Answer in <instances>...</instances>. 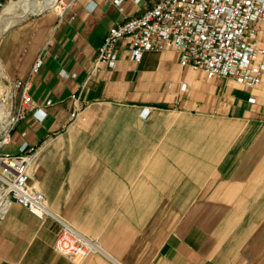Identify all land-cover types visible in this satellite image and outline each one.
I'll return each mask as SVG.
<instances>
[{
	"label": "crops",
	"instance_id": "obj_1",
	"mask_svg": "<svg viewBox=\"0 0 264 264\" xmlns=\"http://www.w3.org/2000/svg\"><path fill=\"white\" fill-rule=\"evenodd\" d=\"M155 1L74 0L42 44L19 61L5 55L15 78L44 57L33 108L5 149L35 146L29 183L49 213L11 203L0 264H264V73L254 86L209 78L182 65L176 49L135 60L121 40L116 65L101 63L89 76L109 27ZM256 28L264 42V20ZM57 218L99 251L81 263L59 253Z\"/></svg>",
	"mask_w": 264,
	"mask_h": 264
},
{
	"label": "built area",
	"instance_id": "obj_2",
	"mask_svg": "<svg viewBox=\"0 0 264 264\" xmlns=\"http://www.w3.org/2000/svg\"><path fill=\"white\" fill-rule=\"evenodd\" d=\"M13 0H0V13ZM74 0L62 7L59 20ZM121 3V0H116ZM75 13L71 14V18ZM264 20V0H157L152 7L139 15L130 16L111 25L99 47L91 69V76L101 63L115 66L118 60L117 45L127 40L130 57L141 60L145 51L173 48L180 52L182 65L203 69L209 78L229 76L240 83L254 86L264 73V42L257 34L256 24ZM44 63L38 53L28 75L11 80L13 91L2 100L10 103L7 125L0 130V226L13 201H18L40 218L49 210L44 193L29 183L31 163L36 150L24 140L18 152L5 149L11 141L12 131L33 108L31 93L33 74ZM73 118L80 116L81 101L73 93ZM48 99L47 103H51ZM41 120L46 111L34 107ZM143 116L150 113L145 107ZM26 132L24 131L23 134ZM60 222L55 249L76 263L83 262L100 249L99 244L67 221Z\"/></svg>",
	"mask_w": 264,
	"mask_h": 264
},
{
	"label": "rangeland",
	"instance_id": "obj_3",
	"mask_svg": "<svg viewBox=\"0 0 264 264\" xmlns=\"http://www.w3.org/2000/svg\"><path fill=\"white\" fill-rule=\"evenodd\" d=\"M17 1V0H16ZM72 0H59V6L56 8H48L40 13H27L22 17H18L17 14L12 15V18L17 19V21L5 30V24L2 23L4 17V12L0 13V101L6 104L7 101L2 100L6 97L7 92L13 91L11 85V80L15 77H9L11 72H14L16 69L9 67L5 55L13 57L17 61L23 59L27 54V49L30 47H36L38 44H42L43 41L49 37L55 23L59 21V9L66 6ZM15 2V1H14ZM13 3V2H12ZM69 7L66 8L67 11ZM22 12V9L19 8L17 12ZM58 13V14H57ZM58 15V20H57ZM46 19V20H45ZM2 25V26H1ZM9 43V44H8ZM8 44V45H7ZM6 46L5 49L3 47ZM3 46V47H2ZM36 58V57H35ZM3 73V74H2ZM10 102V101H9ZM6 107V106H5ZM10 110V103L7 104L6 112ZM0 116V124H1ZM90 138V134L88 135ZM92 148H98L97 140H92L88 142V145ZM205 211L211 213L213 208H204ZM221 213V209L219 208Z\"/></svg>",
	"mask_w": 264,
	"mask_h": 264
},
{
	"label": "bare ground",
	"instance_id": "obj_4",
	"mask_svg": "<svg viewBox=\"0 0 264 264\" xmlns=\"http://www.w3.org/2000/svg\"><path fill=\"white\" fill-rule=\"evenodd\" d=\"M57 5L59 6V0H17V1L13 0L9 2L2 11L4 12L2 23L5 24V30H7L18 19V18L17 19L12 18L13 14L15 15L16 13L18 17L19 16L22 17L26 15L27 13H30V12L40 13L48 8L57 7ZM19 8L22 9V12H19V11L17 12ZM62 10L63 8H61L60 12H62ZM5 106L6 104L0 101V116H3L1 117L2 119H1V124H0V130L4 129L8 122V117L6 116L9 114V112L5 111Z\"/></svg>",
	"mask_w": 264,
	"mask_h": 264
}]
</instances>
